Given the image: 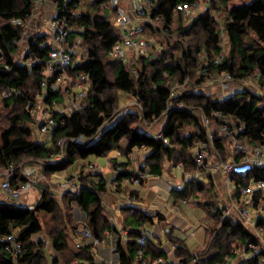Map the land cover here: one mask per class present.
Instances as JSON below:
<instances>
[{
  "label": "trees",
  "instance_id": "16d2710c",
  "mask_svg": "<svg viewBox=\"0 0 264 264\" xmlns=\"http://www.w3.org/2000/svg\"><path fill=\"white\" fill-rule=\"evenodd\" d=\"M35 1L0 0V100L4 109H12V114L6 118L8 125L4 127L2 121L5 117L0 113V169L16 166L13 187L29 180L24 175L26 166H40L49 176L66 169L76 160H84L91 155L106 156L114 149L124 150L126 154L135 149L144 150L142 171L147 170L153 175L163 173L165 162L175 167L182 165L187 171H205L207 169L198 165L193 153L200 142L208 140L202 117L213 118L218 125L225 119L232 122L231 127L243 125L240 135L254 145L264 146V0H201L204 10L195 17L179 11L178 5L198 0H151L153 4L146 12L148 22L143 25L144 34L152 32L155 37L151 40L158 42L161 50L155 52L154 58L139 54L133 59L137 74L130 71L124 60L112 55L122 36L103 13L108 0H91L88 10L81 11L80 0H51L57 13L67 16L71 28L68 42L80 38V45L86 51L84 60L69 67L68 72L74 76L86 75L88 93L83 110L53 113L56 127L49 142L36 139V119L31 108L40 99L53 107L63 101V95L52 90L45 93L41 86L42 71L52 48L46 43L47 35L34 32L29 39L30 51L24 54L22 50L21 39ZM218 11L225 14L222 28L213 14ZM13 19L22 20V24H13ZM189 19L191 21L185 25ZM154 22L160 25L154 27ZM157 36H163L164 40H157ZM248 38L251 40L247 41ZM43 43L46 46L43 47ZM225 44L229 47L228 55L214 63ZM31 57L36 61L25 64ZM202 58L205 59L203 62ZM196 73L200 74L196 77ZM224 75H230L233 82L242 84L241 90L224 98L202 92V84L208 76ZM187 78L194 79L191 88L178 90L173 96L170 83H182ZM249 78L254 79L259 89L245 84ZM7 89L18 90L19 93L3 97ZM120 93L138 100L136 111L117 113ZM164 117L166 124L157 134L142 127H149ZM79 136L85 137L84 143L70 141ZM63 137L69 139L64 148L65 158L54 163L51 159L59 153L58 141ZM229 139V136L217 134L210 143V155L222 157L213 163L232 157V153L228 154L226 150ZM122 142L126 145L123 146ZM127 164L117 165L114 183L120 185L123 180L140 176ZM95 173L98 179L88 180L82 172L78 178V191H68L64 197L68 195V206L77 204L87 213L89 228L96 238L101 239L105 229L111 227L104 215L101 198L109 187L100 171ZM233 180L237 187L249 186L253 181L264 182V166L256 167L246 176L233 175ZM37 187L41 195L33 208L0 202V234H15L21 241V251L16 257L7 243H0V264H48L43 241L34 239L43 231L42 213L52 216L54 221L49 231L53 250L62 258L67 256L70 212L66 215L61 212L59 200L53 191L48 190L50 188L41 183ZM211 189L201 179L193 178L184 188H173L171 194L180 201L196 198L199 193ZM253 197L256 204L263 203L264 209V191H254ZM203 206L213 220L208 228L209 239L205 250L197 254H189L181 248L183 264H224L228 257L235 260L234 242L249 254L236 264H261L264 261L262 242L254 230L240 219L223 216V207L217 202ZM153 219L152 215L143 212L130 214L129 222L134 226L130 232L133 240L128 248L118 244L122 264H132L140 249L144 250V259L150 253L156 257L164 255L162 251L153 249L149 240L144 245L138 242L142 233L136 231V227ZM256 225L264 229V216L256 218ZM251 243L261 248L255 254L249 247ZM89 247L84 246V250L76 254L69 253L72 260H76L74 264H102L95 261ZM55 259L58 264L60 260ZM67 263L70 264V260Z\"/></svg>",
  "mask_w": 264,
  "mask_h": 264
},
{
  "label": "built area",
  "instance_id": "2783aa9c",
  "mask_svg": "<svg viewBox=\"0 0 264 264\" xmlns=\"http://www.w3.org/2000/svg\"><path fill=\"white\" fill-rule=\"evenodd\" d=\"M69 1V0H65ZM49 2V0H36L34 7L44 3ZM138 5L135 7V17L140 20L144 25L148 22L146 17V12L151 8V0H135ZM204 2L198 0L194 3L187 4L181 3L178 5V10L186 15L198 14ZM106 5L114 10L115 22L120 27L119 34L122 36V40L119 41L112 52V55L118 59H122L128 65L130 71L137 74V69L133 67V60H130L128 55V50L139 51L140 54L147 55L151 58L155 57V52L161 50V45L151 39L144 37V26L134 25L133 19L124 5V0H108ZM75 12V11H73ZM13 24H22V20L13 19ZM46 30L44 32H39L47 35L46 43L51 45L52 48L49 51V57L46 65L43 68V77L41 86L43 92L48 90L60 91L64 94L66 99V104L60 106L55 103L53 107L44 103L42 99L38 101L32 108L31 113L36 119V139L40 142H45L46 138H52L54 129L56 127V121L53 117L54 112L67 113L73 111L83 110L86 107V98L88 93V83L86 82L87 77L85 74H79L78 81L75 82L73 86V78L68 74V68L74 66L76 63L82 62L85 58V49L81 47V39L77 38L76 41L70 43L68 42V35L70 27L68 25V19L66 15L60 16L57 10L53 12V15L46 20L44 23ZM30 26L28 23L25 24V32L21 39L23 53L30 51L29 39L33 32H28ZM43 43L42 46H46ZM205 56V55H204ZM223 55H219L214 60V63H219ZM22 60V59H21ZM36 61L34 58H29L25 61V64H31ZM208 63V62H205ZM189 78H187L182 83H170L173 89L172 95H176L178 90H185L187 87ZM232 78L230 75H224L219 78V83L223 89H226ZM14 93H19L18 90L7 89L3 92V97H11ZM44 97V95H42ZM41 97V98H42ZM135 104H139L138 100H133ZM42 105V113L37 116V108L39 103ZM182 106V104H179ZM202 124L206 127L208 131V140L200 142L194 149V157L198 162V165L202 169L209 170H223L228 179V183H233V175L246 176L252 172L256 167L264 166V146L254 145L250 143L245 137L241 136L243 130V125L239 127H231L232 122L229 119L216 126L213 118L202 117ZM229 136L234 140L233 144V156L227 161H219L218 163H213L209 161V146L213 142L216 135ZM85 137L79 136L76 138H71V142L77 144H82L85 141ZM69 141L68 138L63 137L58 141L60 151L58 154L52 157L51 161L58 163L65 158V145ZM238 157V158H237ZM178 168H182V165H178ZM130 169V168H129ZM89 170L98 172L99 170L93 165L89 164ZM131 170V169H130ZM17 171L16 166L11 165L6 170L0 169V190L5 193L14 203L19 204L20 198L23 192L29 190L32 187H37L41 182V176H43L41 169L39 170L35 166H26L24 169V175L29 178L28 181L21 183L17 187L12 186V181L14 179L15 173ZM37 173H40L37 178ZM197 177H202L200 171L197 172ZM130 181L139 183L141 181V176H132ZM259 188L264 187V182H256ZM63 188L66 191L76 192L79 189V180L76 178L68 179L63 183ZM241 196L246 199L247 203L239 208V219L250 229L254 230L256 236L261 239L260 235L264 234V229L256 225V218L259 215L264 216L263 204L260 202L256 204L253 197V191L248 186L239 187ZM182 203L186 204L187 199H183ZM254 208V212H251L249 207ZM83 234L86 237L93 238L95 243H99L100 240L96 238L92 231L88 228L83 230ZM150 237V232L145 230L139 237L138 242L141 245L146 244L147 239ZM0 243H7L8 247L14 257H16L21 251V241L18 240L15 234H0ZM253 254L259 251L260 247L255 244H250ZM138 257L143 259L144 250L140 249L138 251ZM161 264H166L161 262ZM224 264H236L231 258H227ZM264 264V261L261 263Z\"/></svg>",
  "mask_w": 264,
  "mask_h": 264
},
{
  "label": "crops",
  "instance_id": "0c3cea01",
  "mask_svg": "<svg viewBox=\"0 0 264 264\" xmlns=\"http://www.w3.org/2000/svg\"><path fill=\"white\" fill-rule=\"evenodd\" d=\"M124 5L133 19V24L143 25L142 22H139L140 20L135 17V7L138 5V3H135V0H124ZM107 19L110 20L109 18ZM115 30L118 33L121 31L120 28H115ZM136 52L140 54L138 50L135 51V53ZM130 53H132V51L128 50L129 58L130 60H133V56L135 55H131ZM68 74L73 78V86H75V82L78 81L79 75L76 74L74 76L70 73ZM245 84L251 87L253 85L249 84V82H245ZM240 88H242V84H239L237 82H230L229 86L226 89H223L222 87L220 88L221 90L219 89V95L221 96V98H224L235 92H238L239 90H241ZM201 89L203 91V89L205 88L202 87ZM208 90L209 92L204 91V93H213L212 90ZM61 94L63 95V101L59 102L58 104L63 107V105L66 104V99L64 97V94ZM133 105H135V103ZM133 108H135L136 110V107ZM129 110L131 111V109ZM129 110L127 109L126 111ZM135 110L132 109V111ZM163 119L165 120V122L158 129V131L156 129H149V131L154 134L159 133L166 124L165 117ZM216 126H218V124H216ZM144 129L146 128L144 127ZM231 140L233 139L230 138V140H228L229 143L226 144V150L230 151V153H232L234 144V140L233 143ZM49 141L50 138L45 139V142ZM122 145L125 146L126 142H122ZM116 151H118V154L115 155L116 157L111 158L112 166L115 170V174L112 179H107L104 176L103 172L98 168V166H96L92 162L90 164H93L100 171L101 177L105 178L108 181V185L109 182H113V180L117 176V165L126 162H128V168L140 174L141 181L139 183H135L127 179L123 180L120 182V188L124 189V192L126 193L117 194L115 192H111L108 189L105 194L101 195L104 207L103 212L104 215L108 218L111 227L105 229L102 238L99 239V243H95L93 238L86 237L83 234V230L85 228L90 229L88 225L87 213L77 204H70L71 206H73V219L75 220L77 225V228L69 233V249L71 250V252L76 254L79 251L84 250V246L89 245L90 247L88 251L94 257L97 263L122 264L120 260L118 244L121 243L124 248H128L130 242L133 240L131 236L132 234L130 232L134 228V226L131 224V222H129V216L134 211H138L152 215L154 219L152 222H146L139 225L138 227H136V231H141V233L145 230L149 231L150 237L147 239V241H150V245L153 249L162 251L164 255L156 257L154 255H151L150 253V255H148L146 259L136 257L132 264H161V262H165L166 264H183L184 255L181 248H183V251L189 254H197L199 251L203 250L209 239L208 228L213 224V220L210 217L209 213L204 209V206H200L198 204V201L200 202V199L195 198L196 200H198L196 205L203 208L206 213V216L201 222L204 231L201 234H198L199 232H197V229L193 230L190 234L191 236L187 235V239L186 236L182 234V232H188L192 228L186 212L189 213V210L194 209V206H190V204L188 205L187 203L181 204L171 194V190L173 188H184L188 181L193 178L201 179L207 188L213 186V188H215V193L220 192L221 202L219 206L227 210V212L225 211L227 217L239 220V208L245 205L247 201L241 196L239 187H237L234 180L233 183H228L227 175L223 170L207 169L204 171L205 175L202 173L203 170H198L203 175L202 177H197L198 171H187L183 166L182 168H178V166H167L165 164L163 173L161 175H153L147 170L142 171V166L144 164V150L135 149L128 154H126L124 150L116 149ZM110 153H112V150L108 153V155ZM141 154L143 158L142 161L139 159ZM118 156H122L123 160L119 162L117 160ZM88 158L89 157H87L86 159ZM215 161L216 160L210 162ZM84 164L81 168L82 171L80 170L84 173V176H87L88 180H97L99 176H97L95 171H85ZM35 167L39 170L41 169V172L43 174V176H41V184L46 185L48 183L47 185L50 186V189L58 194L57 199L59 201L63 199L66 200L67 198L64 197V194L68 191L64 190L63 183L66 182L68 178L64 173L65 169L52 173L51 181H49L47 179L48 176L46 175L42 167ZM37 174L38 178L40 173ZM248 187L253 192L258 189H262L264 191V187L259 188L255 181L251 182ZM40 195L41 194L39 193V188L32 187L29 190L23 192L19 201V205L33 208L36 202L39 200ZM10 200L11 199L5 193L0 192V202H10ZM178 202L179 204H177ZM33 203V207H30V205ZM249 209L251 212H254V208H252V206H250ZM191 239L192 241H194L195 246V249L193 251L191 250L192 247L189 242ZM49 252V257L52 255H55V257L59 255V253L55 252L54 250L50 251V248ZM49 262H51L50 258ZM74 263H76L75 259L70 261V264ZM58 264L68 263L65 259V262H63V260H60Z\"/></svg>",
  "mask_w": 264,
  "mask_h": 264
},
{
  "label": "rangeland",
  "instance_id": "374dc122",
  "mask_svg": "<svg viewBox=\"0 0 264 264\" xmlns=\"http://www.w3.org/2000/svg\"><path fill=\"white\" fill-rule=\"evenodd\" d=\"M80 6H79V11L81 10H88L89 8V5H90V1L91 0H80ZM207 4V3H206ZM204 7L202 6L200 11L201 12ZM55 11V5L53 4V2L51 0H49V2H44L36 7H34L33 9V13H32V16L29 18L28 20V25L30 26L28 32H32V30L36 31V32H44L46 30V27L44 25L45 21L48 20L49 21V18L53 15V12ZM104 15L106 16V18H109L112 22H113V25L116 29H119L121 26L117 25V23L115 22V14H114V10L111 9L110 7H106L104 9ZM215 18L217 19V22L219 23V26L220 28L223 27V23H224V20H225V14L223 11H218V12H214L213 13ZM192 17H195L196 14H193L191 15ZM191 21V19L189 20H186L185 21V25L188 24L189 22ZM160 23H157L154 22V27L155 26H159ZM178 26V23L176 21L175 23V27ZM33 31V32H34ZM144 37H146L147 39H151L153 37H155L153 35L152 32L150 31H147L145 34H144ZM157 40H164V37L163 36H157ZM253 39V37H250ZM248 38L247 41H250L251 39ZM224 44V43H223ZM131 50V49H130ZM132 53H130L131 55H135L133 56V59H136V57H138V52L135 53V51L131 50ZM135 53V54H133ZM229 53V47L227 44H225V47L222 51V55L223 56H227ZM203 56V54H202ZM203 59L201 60V62H203ZM207 62V61H205ZM201 73V72H200ZM200 73H196V77L200 74ZM218 78H221V76L219 77H216V76H208V80L202 84V87H204L205 89H203L202 92H209L208 89L212 90L213 93H208L210 95H214L215 98H219L221 97L219 95L220 91L219 89L221 88L220 87V84H219V79ZM194 81L193 78L189 79L188 80V83H187V89L185 90H182V91H187L188 89L191 88L192 86V82ZM233 82V81H231ZM249 84H253L254 85V88L256 89H259V86L256 84V82L254 81L253 78H249L248 81ZM221 90V89H220ZM120 96V99H121V102H120V108L117 109V113H126L128 111H126L127 109H134L133 107H136L135 105H133L134 103V99L131 97V96H128L124 93H120L119 94ZM2 98V93H0V99ZM42 105H41V102L39 103V106L37 108V116L41 115L42 113ZM130 111V110H129ZM136 111V110H135ZM0 113H1V116L2 117H5L2 121V127L4 126H7L8 123L6 122V118L9 117L11 114H12V109H4L2 107V101L0 100ZM166 119V118H165ZM165 120L164 119H159L157 121H155L154 123H152L149 127L147 125H144L142 126L143 128H149L150 130H157L162 126V124H164ZM230 140V139H229ZM232 143H233V140H231ZM124 143V142H123ZM229 143V142H227ZM121 150V149H119ZM230 154V151H228ZM118 154V151H116V149L112 150V153H110L108 156H95V155H91L89 156L88 159L86 160H76L73 164H71L69 167H67L65 170H64V173L66 175V177L69 179L71 177L73 178H79L80 174L82 173L81 171V168H82V165L85 163V162H88V163H85L84 164V169L85 171H89V164L92 162L93 164H95L96 166H98V168L103 172L104 176L107 178V179H112L114 174H115V170L112 166V161H111V158L113 157H116L115 155ZM230 157H227V159H229ZM141 161H142V154L140 155V158H139ZM222 160V157L220 156H214V154L211 153V155L209 156V161H214V160ZM117 160L120 162L123 160V157L122 156H118L117 157ZM90 161V162H89ZM165 164L167 166H170L168 163L165 162ZM81 170V171H80ZM84 171V170H83ZM202 173L205 175L204 173V170L202 171ZM202 174V175H203ZM69 175V176H68ZM51 175L48 176V180L51 181ZM80 182V181H79ZM48 184V183H47ZM46 184V187L47 189L50 188V186H48ZM109 190L111 192H115L117 194H124L126 192H124V189L120 188V185H118L117 183H114V182H109ZM37 189V188H36ZM215 188H213L212 186V189L211 190H206L202 193H199L198 196L196 198L200 199V202H198V204L200 206H203V205H209V204H213V202H217L218 204H220L221 202V195H220V192L218 193H215L214 191ZM52 192L51 189H48ZM1 192V190H0ZM39 193L41 194L40 190H39ZM55 194V197L58 198V194ZM68 197V195H67ZM65 197V198H67ZM68 199V198H67ZM66 199V200H67ZM195 198L194 197H190V198H187V204L190 206L193 205L194 206V209H190L189 210V213L186 212L187 216H188V219L190 220V223H191V230H189L188 232L184 231L182 232L183 235L186 236V239L188 238L187 235H190L191 232L193 230H196L197 229V232H199L198 234H201L204 230H203V227L201 225V222L203 220V218L206 216V213L204 211L203 208H201L200 206L196 205L197 202H195L194 200ZM65 199L63 200H60L59 201V205H60V210L63 214H68L70 212V214H68L70 216V229H69V233H71L72 231H74L77 227L76 225V222L75 220L73 219V206H68L67 205V202H66ZM182 200L183 199H180V203L182 204ZM10 202H13V200L11 199ZM34 203L30 205V207H33ZM23 206V205H22ZM214 205H212L213 207ZM227 210L225 208H223V216H226V212ZM210 215V214H209ZM41 220H42V223H43V231L36 235L34 237L35 240L39 241V240H42L43 241V245H44V248L46 249V256L48 258V264H56L55 263V258L59 259V260H63V262H65V259H66V262H68V260H72V256L69 255V253L71 252V250L69 249L68 252H66V257L65 258H62V256L59 254L58 256L55 257V255H52L49 257L50 255V252H49V248H50V251L53 250L52 248V244H51V238H50V235H49V231H50V228L52 227L54 221L52 220V216H48V215H45V214H41ZM215 222H218L217 219ZM217 224V223H216ZM191 236V235H190ZM193 237V236H192ZM200 237V236H199ZM261 239L260 241L262 242V249H264V234H261L260 235ZM190 244H191V250L193 251L195 249V246H194V241H192V239L189 241ZM260 247V246H259ZM244 247H241V246H237V242H234L233 244V251H235L237 253V257L235 258V262H238V260L242 259V258H245L246 256H249V254L247 255V253L243 250ZM261 249V248H260ZM205 249L199 251V252H202L204 251ZM54 254V253H53ZM49 258L51 260V262H49ZM53 259V260H52ZM60 262V261H59Z\"/></svg>",
  "mask_w": 264,
  "mask_h": 264
}]
</instances>
